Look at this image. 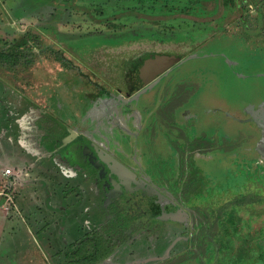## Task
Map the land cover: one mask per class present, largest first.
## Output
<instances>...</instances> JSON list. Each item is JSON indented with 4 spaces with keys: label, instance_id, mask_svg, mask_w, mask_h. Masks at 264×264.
Segmentation results:
<instances>
[{
    "label": "rangeland",
    "instance_id": "1",
    "mask_svg": "<svg viewBox=\"0 0 264 264\" xmlns=\"http://www.w3.org/2000/svg\"><path fill=\"white\" fill-rule=\"evenodd\" d=\"M201 1L0 0V49L25 47L24 57L11 59L14 65L0 61V264H61L63 242L56 237L49 238V242L42 240L41 226L49 222L56 233L62 215L52 213V206L60 204V192L76 186V181L68 178L71 166L64 168L65 160H61L64 164L57 162L56 148L47 147L46 152L37 148L41 144L37 136L39 112L43 110L53 118L55 107L61 106L56 102L57 92L67 97L69 88L79 90L87 83L84 79L102 78L106 86L118 84L108 89H118L126 100L129 95L121 83L122 61L150 49L181 60L197 56L177 65L182 70L191 71L204 64L217 66L216 58L202 57L216 53L210 44L216 41V34L209 30L215 25L209 22L218 7H212V0H205L204 7ZM225 8L229 11L217 25L229 29L234 9L229 4ZM202 19L207 22L202 24ZM222 53L225 58L234 54L241 60L249 52ZM56 56L61 57V62L54 60ZM197 74L192 73L188 79L200 86L199 91L204 89L203 100L210 105H226L233 97L229 73L224 78ZM240 95L246 98L245 93ZM199 99L190 100L185 110L192 115L189 134L194 136L205 116L216 119L218 126L224 124L223 115L216 110L205 113L202 107L206 104L199 103ZM135 119L133 115L128 120L129 129L138 127ZM221 135L230 137L223 132ZM121 139L117 140L126 150ZM168 146L159 145V153L167 157L172 154ZM195 155L205 160L194 161L200 184L191 189L192 205L206 207V219L211 220L199 224L200 234H214L203 264H264V155L254 143L231 149L220 146L200 154L196 151ZM7 169L12 170L11 175L5 174ZM192 171L190 160L189 172ZM75 172L80 180L85 174L83 170ZM233 198L244 204L235 205L236 209L230 207ZM218 201L220 207L228 202V208L217 220L214 217L218 211L211 208ZM35 231L39 236L34 235Z\"/></svg>",
    "mask_w": 264,
    "mask_h": 264
},
{
    "label": "flooded vegetation",
    "instance_id": "2",
    "mask_svg": "<svg viewBox=\"0 0 264 264\" xmlns=\"http://www.w3.org/2000/svg\"><path fill=\"white\" fill-rule=\"evenodd\" d=\"M221 1L223 5L212 0V7L217 5L218 11L209 22L217 27L209 29L216 34V41L210 43L216 53L202 57L216 58L217 66L204 64L189 71L172 63L161 73L143 80L140 70L147 68L144 62L151 54L173 55L150 49L137 54V58L122 61L121 83L129 95L126 100L118 89H108L119 87L118 84L106 86L102 78L84 79L87 83L79 90L69 88L68 98L57 92L56 102L61 106L55 105L53 118L43 110L39 112L37 136L41 144L37 148L44 152L47 147L56 148L57 162L64 164L61 160H65L67 164L62 166L66 168L69 164V175L75 174L70 181L75 179L76 186L60 192V204L52 206V213L62 215L56 233L49 222L41 226L40 232V238L46 242L55 237L63 242L61 264L204 263L207 244L213 242L214 234L194 233L197 224L211 221L204 217L206 207L192 205L191 189L200 184L194 161L205 160L195 153L220 146L231 149L257 145L264 133V105L256 112L247 107L248 103H264V0ZM201 3L205 7V0ZM225 4L234 9L229 29L217 25L229 11ZM203 15L208 17L205 12ZM205 22L206 19L201 20L202 24ZM20 49L24 51L25 47ZM223 50L249 53L240 60L234 54L225 58ZM60 58L56 56L54 60L61 62ZM255 62L259 63L251 66ZM226 72L233 85L230 86L233 97L227 106L224 103L214 107L204 101V89L199 91L200 86L188 79L192 73L224 78ZM56 81L58 84L57 77ZM240 93H245L246 98ZM192 99L206 104L202 108L207 114L216 110L224 119V110L229 111L232 114L229 127L225 126V119L218 126L216 119L205 116L198 134L190 135L192 115L185 110ZM133 115L139 124L129 129L127 122ZM222 132L230 137L221 135ZM120 137L126 150L117 140ZM161 144L169 145L173 153L168 157L160 154ZM75 170L85 172L81 180ZM227 203L220 207L218 201L211 210H225ZM229 204L234 209L238 205L234 198ZM34 235L39 236L37 231ZM214 256L219 255L215 252Z\"/></svg>",
    "mask_w": 264,
    "mask_h": 264
},
{
    "label": "water",
    "instance_id": "3",
    "mask_svg": "<svg viewBox=\"0 0 264 264\" xmlns=\"http://www.w3.org/2000/svg\"><path fill=\"white\" fill-rule=\"evenodd\" d=\"M137 58V55L134 56ZM205 57V56H203ZM194 58H197V56H191V57H186L184 59H180L177 56L174 55H165V54H151L149 59L145 61V67H143L142 71L140 70V76L143 80L147 79L150 76H153L155 74L161 73L162 70L167 67L169 64L172 63H177L176 65H181L184 64ZM146 90L141 91L140 93L137 94V97H139L141 94H143ZM255 119V122L258 123V125L261 126L259 121ZM258 152H260L262 155H264V152H261V150L264 151V137L257 143L256 145Z\"/></svg>",
    "mask_w": 264,
    "mask_h": 264
},
{
    "label": "trees",
    "instance_id": "4",
    "mask_svg": "<svg viewBox=\"0 0 264 264\" xmlns=\"http://www.w3.org/2000/svg\"><path fill=\"white\" fill-rule=\"evenodd\" d=\"M24 51H22L20 49V46H15L9 50H2L0 49V61H4L5 62L9 61V62H13L11 59L15 58V59H19L21 57H24ZM237 201V200H236ZM243 203L242 201H237V204Z\"/></svg>",
    "mask_w": 264,
    "mask_h": 264
},
{
    "label": "bare ground",
    "instance_id": "5",
    "mask_svg": "<svg viewBox=\"0 0 264 264\" xmlns=\"http://www.w3.org/2000/svg\"><path fill=\"white\" fill-rule=\"evenodd\" d=\"M210 82V81H209ZM201 98H202V95H201ZM264 102V101H263ZM248 105L249 106H247V107H252V108H254V111L256 112V111H258V110H260V109H262L263 108V105H264V103H260V104H258V105H256V104H252V103H248ZM224 119H225V124H229V122L232 120V114H230V112L228 111L227 112V110H224Z\"/></svg>",
    "mask_w": 264,
    "mask_h": 264
},
{
    "label": "crops",
    "instance_id": "6",
    "mask_svg": "<svg viewBox=\"0 0 264 264\" xmlns=\"http://www.w3.org/2000/svg\"><path fill=\"white\" fill-rule=\"evenodd\" d=\"M223 212H224V210H219V211H218V215H217L216 217H214V218H216V219L218 218V219H219V218H220L219 216H220ZM204 217H205V219H206V216H204ZM204 217H203V218H204ZM218 219H217V220H218ZM207 220H209V219H207ZM194 233H195V234H199V233H200V231H199V227H198V224H197L196 230H194Z\"/></svg>",
    "mask_w": 264,
    "mask_h": 264
},
{
    "label": "built area",
    "instance_id": "7",
    "mask_svg": "<svg viewBox=\"0 0 264 264\" xmlns=\"http://www.w3.org/2000/svg\"><path fill=\"white\" fill-rule=\"evenodd\" d=\"M5 174H6V175H11V174H12V170H11V169H7V170H5Z\"/></svg>",
    "mask_w": 264,
    "mask_h": 264
},
{
    "label": "clouds",
    "instance_id": "8",
    "mask_svg": "<svg viewBox=\"0 0 264 264\" xmlns=\"http://www.w3.org/2000/svg\"><path fill=\"white\" fill-rule=\"evenodd\" d=\"M75 174L72 173L68 178H74Z\"/></svg>",
    "mask_w": 264,
    "mask_h": 264
}]
</instances>
